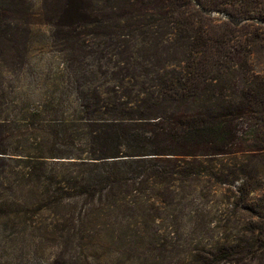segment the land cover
<instances>
[{
    "label": "trees",
    "instance_id": "obj_1",
    "mask_svg": "<svg viewBox=\"0 0 264 264\" xmlns=\"http://www.w3.org/2000/svg\"><path fill=\"white\" fill-rule=\"evenodd\" d=\"M146 1L154 6L142 12ZM117 6L122 23L115 26L175 36L183 58L157 72L154 92L143 86L133 96L128 86L133 98L105 97L76 80L72 114L63 98L36 127L1 114L0 226L26 223L14 238L55 244L52 264H95L100 246L135 244H148L152 256L139 262L143 254L134 252V264H264L262 222L238 230L234 214L215 208L231 178L240 179L243 203L264 190V0ZM91 7L67 0L58 27L78 38L80 28L97 23ZM131 48L124 40L121 55ZM68 69L82 78L81 69ZM129 69L127 77L140 76ZM226 160L235 161L232 168Z\"/></svg>",
    "mask_w": 264,
    "mask_h": 264
},
{
    "label": "rangeland",
    "instance_id": "obj_2",
    "mask_svg": "<svg viewBox=\"0 0 264 264\" xmlns=\"http://www.w3.org/2000/svg\"><path fill=\"white\" fill-rule=\"evenodd\" d=\"M66 2L0 0V115L15 116L18 120L25 118L29 123L34 122L36 127L39 125L38 120L45 118L49 109H56L58 100L62 98L66 100L65 112L72 114L78 106L75 99L80 98L73 86L76 80H83L87 88H91L90 91L96 90L105 97L107 94L120 99L124 98V94L131 96L128 86H134L133 96L139 95L143 86L154 92L157 72L176 68L175 65L183 58L182 51L178 52L174 48L175 36L167 33L159 35L152 26L144 30L135 29L132 34L121 26H115L120 24L118 22L122 23L117 0H88L97 23L80 28L77 32L79 37L73 39L66 29L58 27ZM149 6L153 7L154 4L146 1L141 11L145 12ZM135 10L134 14L137 13ZM211 17L219 18L217 14ZM101 23L103 25L99 26ZM107 24H113V27H104ZM124 40L132 47L129 56L121 55ZM74 55L79 56L81 62L72 64ZM68 66L81 69V75L78 76L83 79L78 78ZM129 68H136L140 76L133 80L127 77L131 71ZM114 78H119L120 83V80L124 81L120 85ZM88 95L92 97L95 94ZM234 162L226 160L223 164L226 168H232ZM239 186V178H231L229 184L221 185L218 189L219 204L215 208L234 214L231 216H235L234 219H231L238 230L260 226L261 222L264 227V190L251 194L246 204L239 199ZM226 197L230 198L233 206L223 205ZM7 200L14 201L11 198ZM247 205L254 212L244 211ZM261 211L262 221L257 215ZM49 223L52 222L48 220ZM24 225L26 223L17 227L11 223L0 226V264H52L56 253L55 244L40 243L39 239L24 233L14 238L13 232H22ZM100 248V254H92L96 256L92 259L95 264H134L135 253L143 254L139 262L145 263L152 256V247L148 244H135L130 248L131 251L117 245L110 250L105 245ZM122 248L126 250L125 254L118 258L117 251L122 253Z\"/></svg>",
    "mask_w": 264,
    "mask_h": 264
}]
</instances>
